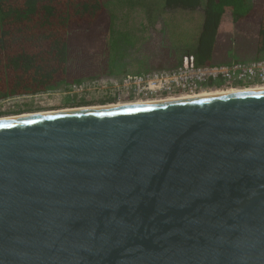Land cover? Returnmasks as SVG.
<instances>
[{
    "label": "water",
    "instance_id": "water-1",
    "mask_svg": "<svg viewBox=\"0 0 264 264\" xmlns=\"http://www.w3.org/2000/svg\"><path fill=\"white\" fill-rule=\"evenodd\" d=\"M0 118V264H264V89Z\"/></svg>",
    "mask_w": 264,
    "mask_h": 264
},
{
    "label": "trees",
    "instance_id": "trees-1",
    "mask_svg": "<svg viewBox=\"0 0 264 264\" xmlns=\"http://www.w3.org/2000/svg\"><path fill=\"white\" fill-rule=\"evenodd\" d=\"M184 56L264 60V0H0V99L175 67Z\"/></svg>",
    "mask_w": 264,
    "mask_h": 264
},
{
    "label": "built area",
    "instance_id": "built-area-1",
    "mask_svg": "<svg viewBox=\"0 0 264 264\" xmlns=\"http://www.w3.org/2000/svg\"><path fill=\"white\" fill-rule=\"evenodd\" d=\"M251 88H264V60L196 65L192 57L184 56L173 68L91 79L35 97L62 95L106 106Z\"/></svg>",
    "mask_w": 264,
    "mask_h": 264
},
{
    "label": "rangeland",
    "instance_id": "rangeland-1",
    "mask_svg": "<svg viewBox=\"0 0 264 264\" xmlns=\"http://www.w3.org/2000/svg\"><path fill=\"white\" fill-rule=\"evenodd\" d=\"M132 36H129L126 41L131 39ZM126 43V42H125ZM124 45V43H123ZM126 45V44H125ZM129 45V43H127ZM130 49V48H128ZM249 53H244V56L247 57ZM243 54L237 53V58L241 59ZM171 66L170 68H172ZM166 69V68H164ZM47 92V91H45ZM44 92L36 93H15L6 98L0 99V118L2 117H13L23 114H34L40 112H50L56 110L78 108V107H87L93 105H81L77 106L76 103L79 101L71 99L69 97H63L62 95H53L48 97H35ZM96 104V103H95ZM100 106V105H96Z\"/></svg>",
    "mask_w": 264,
    "mask_h": 264
},
{
    "label": "bare ground",
    "instance_id": "bare-ground-1",
    "mask_svg": "<svg viewBox=\"0 0 264 264\" xmlns=\"http://www.w3.org/2000/svg\"><path fill=\"white\" fill-rule=\"evenodd\" d=\"M258 89H264V88H251V89H247V90H229V91H226V92H211V93H208L206 95L204 94V95H199V96L182 95V96H178V97H167L165 99H159V100H139V101L133 102V103H123V104H118V105H116V104H114V105H106V106H103V107H120V106H127V105H136V104H148V103H153V102H156V101H165V100L171 101V100L193 99V98L201 97V96L223 95V94H229V93H236V92H240V91H249V90H258ZM93 107L100 108V106H89L88 108H93ZM80 108H87V107H78L76 109H80ZM23 115H27V114H23Z\"/></svg>",
    "mask_w": 264,
    "mask_h": 264
},
{
    "label": "flooded vegetation",
    "instance_id": "flooded-vegetation-1",
    "mask_svg": "<svg viewBox=\"0 0 264 264\" xmlns=\"http://www.w3.org/2000/svg\"><path fill=\"white\" fill-rule=\"evenodd\" d=\"M240 53L243 54V55H244V53L246 54V52H244V51H240Z\"/></svg>",
    "mask_w": 264,
    "mask_h": 264
},
{
    "label": "crops",
    "instance_id": "crops-1",
    "mask_svg": "<svg viewBox=\"0 0 264 264\" xmlns=\"http://www.w3.org/2000/svg\"><path fill=\"white\" fill-rule=\"evenodd\" d=\"M238 53H240V52H238ZM247 56H250V55L248 54ZM240 57H245V56H244V55H242V56H240Z\"/></svg>",
    "mask_w": 264,
    "mask_h": 264
}]
</instances>
